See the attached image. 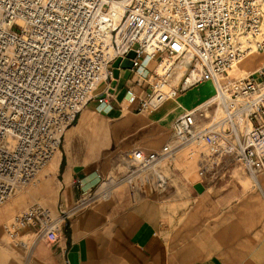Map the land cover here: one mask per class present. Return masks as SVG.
<instances>
[{
    "label": "built area",
    "instance_id": "built-area-1",
    "mask_svg": "<svg viewBox=\"0 0 264 264\" xmlns=\"http://www.w3.org/2000/svg\"><path fill=\"white\" fill-rule=\"evenodd\" d=\"M262 50L264 0H0V205L52 160L87 102L106 101L107 88L99 87L114 77L113 63L131 51L139 84L147 77L145 61L169 65L154 70L141 110L212 82L213 96L174 120L173 138L180 145L204 143L213 166L230 157L254 180L264 179V66L257 74L230 76L239 61ZM181 60L186 75L166 91ZM174 149L168 141L140 165H129L124 183L134 187ZM204 163L201 174L210 161ZM154 177L163 191L166 176L157 170ZM66 214L52 217L34 204L14 216L7 232L30 257L55 228L53 220ZM27 228H37L36 237L16 241Z\"/></svg>",
    "mask_w": 264,
    "mask_h": 264
},
{
    "label": "crops",
    "instance_id": "crops-1",
    "mask_svg": "<svg viewBox=\"0 0 264 264\" xmlns=\"http://www.w3.org/2000/svg\"><path fill=\"white\" fill-rule=\"evenodd\" d=\"M154 63L158 60L145 61L147 77L141 84L136 70L120 69L118 77L100 85L99 92L107 88L106 101L91 99L79 111L75 124L66 128L56 163L47 164L35 187L15 199L10 210L7 205L0 208V237L2 222L26 200L43 199L49 212L79 206L108 168L109 141L114 163H119L120 152L142 160L169 141L180 114L215 93L212 82H203L145 113L139 103L150 91ZM179 63L172 76L174 86L187 72V64L185 69L183 61ZM214 180L210 178L206 185L212 184L213 193L205 189L206 194L188 207V216L168 238L163 235L161 206L150 199L131 203L130 192L114 193L116 188L100 203L81 209L98 214L78 215L69 235L64 233L59 241H38L25 264H264V189L260 187L264 179H253L257 189L245 186L246 178L233 171Z\"/></svg>",
    "mask_w": 264,
    "mask_h": 264
},
{
    "label": "rangeland",
    "instance_id": "rangeland-1",
    "mask_svg": "<svg viewBox=\"0 0 264 264\" xmlns=\"http://www.w3.org/2000/svg\"><path fill=\"white\" fill-rule=\"evenodd\" d=\"M261 54H264V50L259 53H254L250 57L245 59L244 62L241 64V69L244 70L243 72H249L250 70H254L257 69L259 66H262L260 65V63L263 62L264 56H261ZM157 64L158 63H154L151 69L156 70ZM179 64V61H177L176 65L172 69V76L174 71L177 72L176 68ZM168 67L169 65L167 66V68ZM158 71L162 72L163 70L159 69ZM184 72L183 74H185ZM172 87H178V85L174 86L172 84L171 77L170 85L166 87L165 90L169 91ZM145 113H147V111H145ZM210 115L214 116V111H212ZM77 117L78 116L75 117V121L68 127L75 124ZM66 130L67 129L64 130L61 138V150L64 143V134ZM169 141L175 148L172 154L166 160L162 161L156 167L155 170L150 169L144 172L141 176V178L144 177V180L142 181L141 178L137 179L134 187L128 183L124 184L123 186H119V184L124 182L125 174L128 170L129 165H140L141 160L133 157L132 155H128L129 152H120L118 153V158L120 159L119 163H114L116 157L113 154L114 152H112L113 146L110 145L109 141L106 157V164H108V168H106L104 171L102 170V176L100 177L99 181H97L96 185L92 189L86 191L83 196V201L78 202L79 206H77L75 209L73 208L67 211V214L64 216L65 218L63 216L59 217L61 220H63L62 225H60L58 229L54 228L50 232L49 236H47L43 241H59L60 239H62V237H64V233L69 235L68 231L71 229V225L73 227L74 220L78 215L98 214L89 212L84 213L80 210L86 207L87 205H94L100 203L103 198L101 197V195H95V193L99 191V189L104 188L107 183L112 184V186L110 187L112 188V190L116 189L117 187L114 193L119 192L120 190H125L127 194L130 192L131 196L128 197H130L129 199L131 203H139L143 202V200L150 199L152 203L161 206L163 209V235L166 238H168L172 234V232L177 229L179 224H181L188 216V207L193 203H198L202 199L201 195L206 194L205 189H207L209 193H213V187H211L212 184L206 187L210 178L214 177V183H216L217 179L220 178L222 175L229 171H233L234 173L242 175L246 178V181L244 183L245 186H252L254 189L259 188V185H257L254 180L251 179L246 169L230 157H225L222 159V161L217 160V162H220V164L213 166V158L211 157V153L204 143L199 142L200 146H198V142L180 145L173 138V136L170 137ZM192 150H196V153L191 154ZM59 153L60 151H57V153L50 161V164L53 165V163H56ZM204 161H210V163L207 170H205V172L201 174V170L205 164ZM47 167L48 165L43 168V170L38 174V176L27 187L18 191L9 200L1 204L0 208H2V206L7 205L6 208L10 210L12 207V202L15 199L26 193L30 188L35 187L34 185L36 184L37 180L41 177V175L44 174ZM157 170L162 171V173L166 176L168 182L167 188L163 191L162 194H158L157 192L156 179L154 177L157 173ZM53 177L54 179H56V174H53ZM103 183L106 184L103 185ZM260 187L264 189L263 180L260 181ZM195 193L200 194L194 195ZM34 204H38L44 207L46 210L49 209L47 208L43 199H29L26 200L23 205L15 208V210H13L12 213H10L7 218L2 222L0 237V264L27 263L28 252L19 246H15L13 237L7 232V229L12 223V220L15 215L25 211L28 207ZM182 210L183 212H180ZM50 211L52 217H57L62 212V209L58 211L50 209ZM37 232V228H27L21 231L18 236H16V241L32 240L36 237Z\"/></svg>",
    "mask_w": 264,
    "mask_h": 264
},
{
    "label": "bare ground",
    "instance_id": "bare-ground-1",
    "mask_svg": "<svg viewBox=\"0 0 264 264\" xmlns=\"http://www.w3.org/2000/svg\"><path fill=\"white\" fill-rule=\"evenodd\" d=\"M259 52H261V51H258V52H254V53H259ZM254 53H251V54H249L248 56H246L244 59H242L241 61H239L236 65H235V67L230 71V75L231 76H237V77H245V76H247L248 74H257V71L262 67V66H264V65H262V66H259L257 69H255L254 71H249V72H242V73H239V74H236L235 75V73H237L238 71H240L241 70V64L244 62V60L245 59H247L248 57H250L252 54H254ZM181 62V61H180ZM186 62L185 61H183V63L181 64V65H183L184 67L186 66ZM261 65V64H260ZM167 66H168V64H167ZM166 66V67H167ZM157 67H158V65H157ZM174 98V97H173ZM170 99H172V98H170ZM215 111H216V116L217 115H219L220 114V109L218 108H216L215 109ZM214 111V112H215ZM198 142V146H200L199 144V141H194L193 143H197ZM194 153H196V150H192V152H191V154H194ZM107 183V182H106ZM106 183H103V185H105ZM125 183L123 182V183H121V184H119V186H122V185H124ZM112 186V184H108L107 183V185L104 187V188H102V189H99V191H97L96 193H95V195H101V197H104V196H106L108 193H110L111 191H112V188H110ZM118 186V187H119ZM117 188V187H116ZM114 190V189H113ZM66 211H68V210H66ZM62 222H63V220H53V225H54V227L55 228H57L58 229V227L60 226V225H62Z\"/></svg>",
    "mask_w": 264,
    "mask_h": 264
},
{
    "label": "water",
    "instance_id": "water-1",
    "mask_svg": "<svg viewBox=\"0 0 264 264\" xmlns=\"http://www.w3.org/2000/svg\"><path fill=\"white\" fill-rule=\"evenodd\" d=\"M136 56V52L135 51H131L127 58L124 60L121 59H117L114 63H113V69H114V76L118 77L119 71L120 69H132L133 67V62H132V58H134Z\"/></svg>",
    "mask_w": 264,
    "mask_h": 264
}]
</instances>
